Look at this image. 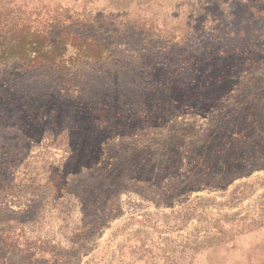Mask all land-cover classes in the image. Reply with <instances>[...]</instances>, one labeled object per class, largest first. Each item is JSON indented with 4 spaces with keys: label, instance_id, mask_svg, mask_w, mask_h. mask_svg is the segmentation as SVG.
Masks as SVG:
<instances>
[{
    "label": "rangeland",
    "instance_id": "374dc122",
    "mask_svg": "<svg viewBox=\"0 0 264 264\" xmlns=\"http://www.w3.org/2000/svg\"><path fill=\"white\" fill-rule=\"evenodd\" d=\"M0 1L109 43L0 74V264H264V139L217 106L264 93V0Z\"/></svg>",
    "mask_w": 264,
    "mask_h": 264
},
{
    "label": "trees",
    "instance_id": "16d2710c",
    "mask_svg": "<svg viewBox=\"0 0 264 264\" xmlns=\"http://www.w3.org/2000/svg\"><path fill=\"white\" fill-rule=\"evenodd\" d=\"M21 7L14 2L0 1V74L18 69L48 70L57 75L75 68L77 61L92 65L106 60L109 43L104 38L98 39L91 35L81 38L80 32L76 31L81 25L57 28L53 24H37ZM247 86L241 83L240 91L234 94L231 103L222 104V101V105L217 106L220 115L229 119L228 122L233 126V137L249 135L250 139L258 142L264 139L260 137L264 131V93L257 94L251 88L248 94H243L242 89ZM217 101L215 99L213 103ZM207 102L212 101L208 98ZM205 124L208 128L214 124L220 128L213 140L203 144L204 155L208 157L220 149L222 133L226 134L222 129H225L226 123L218 118L214 124L209 120ZM187 125L191 133L198 131L197 121H187ZM260 144L263 147L261 156H264V140Z\"/></svg>",
    "mask_w": 264,
    "mask_h": 264
}]
</instances>
